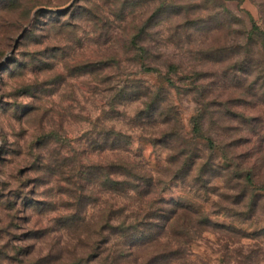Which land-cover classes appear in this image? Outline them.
Segmentation results:
<instances>
[{"label": "rangeland", "instance_id": "1", "mask_svg": "<svg viewBox=\"0 0 264 264\" xmlns=\"http://www.w3.org/2000/svg\"><path fill=\"white\" fill-rule=\"evenodd\" d=\"M70 1L0 0V264L109 263L121 237L105 229L107 218L122 220L136 201L104 186L101 165L118 154L154 175L168 167V150L149 141L153 129L134 122L140 103L136 88H126L132 81L167 92L185 138L206 99L229 100L249 115L264 111L247 85L235 101L238 83L250 79L239 67L264 66V0H74L66 7ZM127 44H144L178 67L168 71L155 56L163 73L144 72ZM111 128L125 135L128 152L105 147ZM164 186L151 207L195 201L213 208L208 216L222 227L191 234L181 257L165 254L156 238L141 243L139 234L128 239L129 252L122 238L123 264H264L263 216L238 218L224 201L211 208L215 196L196 200L178 180Z\"/></svg>", "mask_w": 264, "mask_h": 264}, {"label": "trees", "instance_id": "2", "mask_svg": "<svg viewBox=\"0 0 264 264\" xmlns=\"http://www.w3.org/2000/svg\"><path fill=\"white\" fill-rule=\"evenodd\" d=\"M147 23L148 21L143 24V28ZM260 47L264 52V44H260ZM126 48L132 52L134 61L144 72L163 73L152 62L155 56L158 59L160 57L162 67L168 71L178 67L170 59L162 60L160 55L158 57L151 53L150 48L144 44H127ZM248 62V68H239L250 79L244 78L242 83H238L240 90L235 99L240 100L235 101H242L243 88L247 85L248 89H245L251 102L264 108V66L252 63L253 60ZM168 85L175 84L168 79ZM129 87L136 88L133 99L140 103L134 122L153 129L149 141L152 144H163L168 150L165 158L168 167L160 175H154L140 162L118 154L101 165L104 170V186L112 193L120 190L125 195H133L136 201L135 210L122 220L111 223V219L107 218L105 229L109 234L121 237V240L113 243L118 246V250L105 257L108 264H123L125 250L122 247L127 248V244L122 245V238L127 239L130 244V252L133 241L128 239L136 234L143 237L141 243L156 238L165 254L181 257L188 250L186 244L189 243L191 234L222 227L212 222L208 216L215 212L212 207L223 208L218 204H223L220 201L231 205L238 218L250 220L264 217V111L249 115L233 106L228 107L229 100L217 102L206 99L200 112L193 118L190 137L185 138L181 134L182 125L178 112L171 105L167 92L141 81H132L126 86ZM205 116H208L209 126L203 124ZM105 136V147L112 152L118 149L128 152L124 148L128 141H122L125 135L120 131L106 129ZM249 142H252L251 146L248 145ZM173 180H178L184 188H188L196 200H208L210 194L215 196L217 199L211 203L212 210L206 212L200 203L182 200H172L167 202L168 205L157 208L151 207L152 203L163 199L160 192L164 190V184ZM96 241L98 240H95V247ZM98 255L99 252L93 258ZM70 264L80 263L77 261Z\"/></svg>", "mask_w": 264, "mask_h": 264}, {"label": "water", "instance_id": "3", "mask_svg": "<svg viewBox=\"0 0 264 264\" xmlns=\"http://www.w3.org/2000/svg\"><path fill=\"white\" fill-rule=\"evenodd\" d=\"M73 1L74 0H71L70 2H69V4H67V6L66 7H69L72 3H73ZM26 28V26H24V28H23V30L16 36V38H15V40H14V43H13V45H12V48L10 49V51L7 53V55L8 54H11L13 51H14V49L16 48V46H17V42H18V40H19V38L23 35V33H24V29ZM6 55V56H7ZM6 56H5V58H6ZM3 61H0V65H1V63H2Z\"/></svg>", "mask_w": 264, "mask_h": 264}]
</instances>
